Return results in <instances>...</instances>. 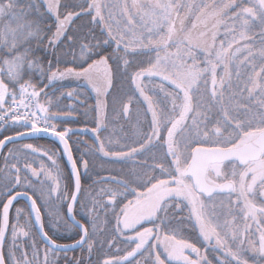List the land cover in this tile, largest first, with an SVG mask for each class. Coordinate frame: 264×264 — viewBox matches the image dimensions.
Wrapping results in <instances>:
<instances>
[{"label": "snow or ice", "instance_id": "6c2138e0", "mask_svg": "<svg viewBox=\"0 0 264 264\" xmlns=\"http://www.w3.org/2000/svg\"><path fill=\"white\" fill-rule=\"evenodd\" d=\"M42 2L47 23L30 18L45 16L40 0H0V151L50 135L70 170L57 151L8 148L0 264H57L60 251L67 260L76 249L82 255L68 264H249L246 252L264 256V0ZM83 17L87 24L75 26ZM33 41L51 52L47 71L33 59ZM34 70L47 83L34 82ZM68 78L82 83L56 97ZM89 89L96 143L74 155L78 130L63 125L78 110L60 99L82 104ZM109 106L135 120L130 136L101 138ZM100 158L122 167L85 188ZM21 198L27 204L14 208ZM45 216L71 243L45 230ZM105 247L114 252L94 261Z\"/></svg>", "mask_w": 264, "mask_h": 264}, {"label": "rangeland", "instance_id": "374dc122", "mask_svg": "<svg viewBox=\"0 0 264 264\" xmlns=\"http://www.w3.org/2000/svg\"><path fill=\"white\" fill-rule=\"evenodd\" d=\"M28 2H29V0H21L22 4H26ZM40 2H41L40 11L44 12L45 16L44 17H40V16H37V14L35 12H33L31 14L30 18H32V19H42V20L45 21V20H47L46 19V17H47L46 9H45V7L43 5L42 0H40ZM80 2H81V0H80ZM4 23H6V21H0V28L3 27ZM31 46L33 48V59H38L39 63L44 68V54H47V52L45 51L43 46H37L34 41L32 42ZM30 75H31V79L34 82H36V83H39L42 80L44 81V77H41V75H40L38 70L32 71ZM28 76H29V71L27 70V68H25L24 78L27 79ZM41 86H43V85H41ZM89 91H90V93H91V95H92V97L94 99L93 103L95 104L96 103V96H95V94L93 92H91L90 89H89ZM64 99H65L64 103H66V106L69 105V104H75V106L77 107L78 104H79V102H74V101H71V100H69L67 98H64ZM80 100L82 101L81 97H80ZM80 105H84L85 106V102L83 101V103L82 104L80 103ZM106 115H107V119H106L107 129L101 131V138L102 139L112 138L113 141H116V140L120 139L121 136H123V135H129L130 136L132 134L133 125L135 124V120L134 119H132L131 121H126L122 117L121 118L116 117L115 113H113L112 110H111V106H109V109H108ZM90 125H94V126L90 127ZM90 125L81 126V127H78V128L72 127L73 129L78 130L77 134L74 136L75 137L74 139L75 140L78 139L79 141H81V143L84 141V144H87L88 146H93L96 143V141H95L94 134L91 132V129L94 128L96 125H95V122H94V124H90ZM65 126L66 127H70L68 125H65ZM141 127H146V125L142 124ZM9 129H11V128H9ZM83 129H87V131H79V130H83ZM86 137L90 138V140H91L90 144L88 142H86ZM25 143H28V142L25 141V142H19V143H16V144H11L9 146V148L19 149ZM36 146H38L39 148H43V149H50V150H53V151H57L58 155H59V162L61 164V167L65 170V172L69 171L67 169L66 164L65 163L63 164L61 150H59L57 147H51V146H44V145H36ZM84 146L82 147V146L79 145L78 147L80 149H83ZM7 151H8V149L6 150V152L3 155H1L0 159H2V157L7 154ZM40 159H43L46 164L50 165V163H51L50 161L47 160V157H40ZM35 166L38 167V164L35 165ZM121 166H122L121 164H119V166H118V164L104 163L103 162V158L95 159L92 162V165L90 166V170H89L88 175L83 178L82 184L84 185L85 188H87L89 185H92V181L93 180H98V179H100L102 177L108 176L109 174L114 175V172L118 173L120 171ZM115 167H118V168L120 167V168L119 169H115ZM93 187L98 188L99 185H93ZM53 200H55V197H53ZM25 205H26L25 202L20 200L19 202L15 203L14 208L16 206H25ZM14 208H13V210L11 212V215H14ZM60 210L62 212H64V213H66V206H60ZM77 211L79 212L78 208H77ZM42 212H43V209H42ZM183 215L187 216V209L184 210ZM65 219H68L66 215H65ZM45 221H46V230L49 232L50 235H52L53 237H57L58 240H60L62 242H69L70 241L67 238L66 234H65V229H64L63 225L59 226V232L56 233V232L53 231L51 226L47 224V216H45ZM21 222L23 223V221H21ZM33 231H36V229H33ZM188 234L190 236L193 235V233L191 232L190 229H189ZM194 235H195V238H196V234L195 233H194ZM192 242H195V241H192ZM197 245L200 246V242L197 243ZM40 246L43 247L42 244ZM121 247H123V245H121ZM110 252H114V249L113 250H109V249H107L105 247L103 253H99L98 254V253L94 252L92 259L95 261L97 259V255H100V257L102 258L104 253H110ZM81 255H82V253H81V251L79 249H76L74 251H68L67 252V260H66L65 253L63 251H60L58 253L59 259L57 261V264H68V262H70L72 257L79 258ZM245 258L246 259H251V260H256V261H253V262H259L260 260L264 261V256H261V255H259L257 253H253L251 251H248V252L245 253Z\"/></svg>", "mask_w": 264, "mask_h": 264}, {"label": "trees", "instance_id": "16d2710c", "mask_svg": "<svg viewBox=\"0 0 264 264\" xmlns=\"http://www.w3.org/2000/svg\"><path fill=\"white\" fill-rule=\"evenodd\" d=\"M79 2H80V0L77 1V3H79ZM87 21H88V17H83V18H81V19L76 21L75 26L78 27L80 25H86ZM45 22L47 23L48 21L45 20ZM92 28L95 30V32L97 34H99V31H100L99 28H97L95 25H92ZM46 52H47V54H44V69H45V71H47V68H48V61L53 59V57L51 55V52L50 51H46ZM70 59H71V57H68V60H70ZM65 66L71 67L73 65H71V64H67L66 65L65 63H60L59 64V68L61 70H63V68ZM53 70H55V68H53ZM44 83H47L46 79H44ZM81 83H82L81 81H76L73 78H68V79H66V80H64L62 82H58L55 85V89H56L55 96L59 97L60 96V91L68 90V89H72V88H77L78 85H80ZM61 85L63 87H61ZM46 91H49V93L51 94L53 89H51V88L50 89H46ZM81 98H82V101L85 102V106L84 105H80V103H79L78 106L76 107L78 111L76 113H74V118L70 119L69 121H67L63 126L68 125L71 128L72 127L78 128V127H81V126H87V125H90V124H94V120H93L94 113L91 111V106L94 105V103H93L94 99H93L90 91L88 90L87 95L86 96L82 95ZM64 100H65L64 98L60 99V105H61L62 108H65V110H67L66 109V103H64ZM85 110L88 111V115H86V116L84 115ZM93 126L94 125H90V127H93ZM12 131H13V129H8V134H11ZM74 136L75 135H73L71 137L70 144H72V146H73L74 155H78V152L76 150L77 147L79 145L83 147L85 144H84V141H83L82 143H80L77 146L75 143H73V141L78 140V139L75 140ZM0 138H3V133H0ZM25 141H27L28 143H32L33 145H44V146L57 147L59 150H61L59 144L55 140L50 139L48 137H34V138L24 139L22 141H17L16 143L25 142ZM86 142H88L90 144L91 143L90 138L86 137ZM16 143H14V144H16ZM10 145L11 144H8L4 148V150L2 152V155L6 152V150L9 148ZM61 153H62V151H61ZM62 160H63V164L65 163L66 166H67V163H66V161L64 159L63 154H62ZM2 163H3V160L0 159V166H2ZM118 166H119V164H118ZM119 168L115 167V169H119ZM67 169H68V166H67ZM115 174H117V173L114 172V175ZM82 182H83V180H82ZM55 239H57V238H55ZM191 239H192V241H195L196 243H199L196 240L194 233L191 236ZM247 260L249 261V264H264L263 260H260L259 262H253V261H256V260H251V259H247Z\"/></svg>", "mask_w": 264, "mask_h": 264}, {"label": "water", "instance_id": "95a60500", "mask_svg": "<svg viewBox=\"0 0 264 264\" xmlns=\"http://www.w3.org/2000/svg\"><path fill=\"white\" fill-rule=\"evenodd\" d=\"M39 137H48V138H50V139L55 140V141L59 144V141H58L56 138H54V137H52V136H50V135H44V134H41ZM29 138H34V137L26 136V137H24L22 140H24V139H29ZM20 141H21V140H20ZM59 146H60L61 151H62V154H63L62 145L59 144ZM2 151H3V150H2ZM2 151H0V156H1ZM64 159H65V161H66V163H67V160H66L65 157H64ZM69 170H70V169H69ZM20 200L24 201L25 204H27V201H25L23 198H21ZM18 201H19V200H18ZM16 202H17V201H16ZM16 202H14V204H15ZM67 218H68V217H67ZM45 230H46V229H45ZM36 231H37V230H36ZM57 242H58V243H62V244L71 243V241H70V242H60V241H57ZM69 251H73V250H69Z\"/></svg>", "mask_w": 264, "mask_h": 264}, {"label": "flooded vegetation", "instance_id": "af4514ba", "mask_svg": "<svg viewBox=\"0 0 264 264\" xmlns=\"http://www.w3.org/2000/svg\"><path fill=\"white\" fill-rule=\"evenodd\" d=\"M11 215V214H10Z\"/></svg>", "mask_w": 264, "mask_h": 264}]
</instances>
